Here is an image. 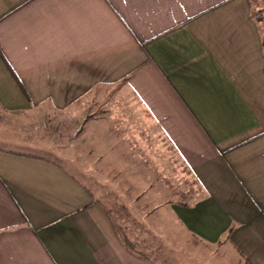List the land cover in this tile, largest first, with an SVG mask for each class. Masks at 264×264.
<instances>
[{
    "label": "crops",
    "instance_id": "1",
    "mask_svg": "<svg viewBox=\"0 0 264 264\" xmlns=\"http://www.w3.org/2000/svg\"><path fill=\"white\" fill-rule=\"evenodd\" d=\"M111 84L135 93L204 190L171 206L182 229L210 243L226 235L264 264V38L249 0H0L8 111L30 99L69 115ZM117 226L58 164L0 151V264H155Z\"/></svg>",
    "mask_w": 264,
    "mask_h": 264
},
{
    "label": "rangeland",
    "instance_id": "2",
    "mask_svg": "<svg viewBox=\"0 0 264 264\" xmlns=\"http://www.w3.org/2000/svg\"><path fill=\"white\" fill-rule=\"evenodd\" d=\"M28 101V110L8 111L0 103V149L42 156L79 179L153 263L247 264L226 235L207 242L171 215L172 205L193 206L204 199V190L127 85L97 86L89 98L69 106V115H57L53 102ZM125 172L142 179L137 188L123 180Z\"/></svg>",
    "mask_w": 264,
    "mask_h": 264
},
{
    "label": "trees",
    "instance_id": "3",
    "mask_svg": "<svg viewBox=\"0 0 264 264\" xmlns=\"http://www.w3.org/2000/svg\"><path fill=\"white\" fill-rule=\"evenodd\" d=\"M249 5L251 7V14L252 17L256 20V22L259 24V27L262 31L263 34V38H264V0H249ZM13 74V76L16 78L14 72H11ZM1 152H7V153H11V154H15V155H20V156H26V157H35V158H39V159H45L42 156H32L29 154H22V153H16V152H11V151H7V150H3L0 149ZM117 230L119 232V236L122 240V242L124 243V245L133 253L143 257L144 259L149 260V258L140 251L138 244L131 242L129 239H127V237L125 235H122L120 232V228L117 226ZM245 259V262L247 264H252L251 261L249 259Z\"/></svg>",
    "mask_w": 264,
    "mask_h": 264
}]
</instances>
